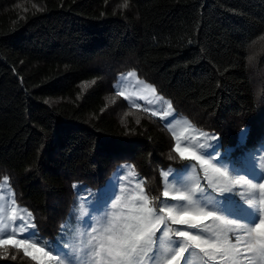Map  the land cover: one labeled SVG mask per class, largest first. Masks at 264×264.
<instances>
[{
	"label": "trees",
	"instance_id": "16d2710c",
	"mask_svg": "<svg viewBox=\"0 0 264 264\" xmlns=\"http://www.w3.org/2000/svg\"><path fill=\"white\" fill-rule=\"evenodd\" d=\"M126 2L0 0V179L41 242L82 247L81 209L92 214L123 166L169 203L162 173L187 160L160 118L119 94L120 74L152 84L233 157L264 137V0ZM13 250L0 264H35Z\"/></svg>",
	"mask_w": 264,
	"mask_h": 264
},
{
	"label": "snow or ice",
	"instance_id": "6c2138e0",
	"mask_svg": "<svg viewBox=\"0 0 264 264\" xmlns=\"http://www.w3.org/2000/svg\"><path fill=\"white\" fill-rule=\"evenodd\" d=\"M127 6L125 0L122 7ZM127 76L135 77L136 73L128 72ZM137 83L142 85L141 92L147 90L157 101L163 100L156 96V89L151 85L142 81ZM124 98L132 102L130 96ZM139 98L144 99V96L140 95ZM148 103L153 101L149 100ZM166 103L171 109V103ZM133 106L136 105L133 103ZM152 115H157V112L152 111ZM168 115L169 112L164 111L163 116ZM176 139L174 151L181 160L186 158L187 153L191 160L200 165L207 180L206 186L191 181V187L186 191L172 185L171 188H165V199L183 202L179 206H157L155 199L146 193L142 180L129 189L120 184L119 195L115 194V184L106 185L100 197L91 205L92 214L81 209L80 219L85 231L80 234L87 236V241L82 242L83 246L74 247L63 242L61 237H57L61 243L53 245L48 241L41 242L33 214L17 206L9 189L8 198L0 194V256L6 258L8 246L11 245L15 249H22L24 256L30 257L35 264H82L80 253L84 249L88 250L86 254L90 264H188L185 254L190 255L192 250H199L206 258L205 264H243L244 261L246 264H264V183L256 184L243 177H230L226 171L202 158L198 154L195 136H189L184 147H181L180 137ZM199 147L203 148L204 145L201 143ZM116 175L117 183L128 179L120 171ZM128 175L134 176L135 173ZM165 180L168 181L167 173ZM237 186L246 190L245 193H238L246 203L259 210L260 218L252 227L207 211L194 199L197 193L206 190L223 194L232 192ZM108 204L111 205L110 210ZM85 216L88 218L82 219ZM169 224L187 225L188 229L199 231L173 229ZM89 228L90 231L87 230ZM157 233H161V236L158 237ZM162 240L167 243H160Z\"/></svg>",
	"mask_w": 264,
	"mask_h": 264
},
{
	"label": "rangeland",
	"instance_id": "374dc122",
	"mask_svg": "<svg viewBox=\"0 0 264 264\" xmlns=\"http://www.w3.org/2000/svg\"><path fill=\"white\" fill-rule=\"evenodd\" d=\"M127 73L128 72H125L117 77V81L115 83L117 91L119 92V94L122 93L120 95L123 98L126 95L131 97L132 102L126 100L125 98L124 99L132 107H139L144 110L149 109L148 112H150L151 114L152 111L157 112V115H155V117H158L162 120V122L167 127L173 137L174 149L177 144V137H180L179 142L181 144V147H184L187 146V138L189 136H195L198 154H200L202 158L208 159L214 166L226 171L230 177H243L249 180L250 182L256 184L264 183V137L257 144L256 147L249 149L245 155L233 157L231 156V154H229V151L223 152L220 149L219 140L216 135L211 132L203 131L196 128L184 116L177 115L173 107H171V109H168L166 102L170 103V101L167 98L159 95L157 92L156 96L162 97L163 100L157 101L147 90L141 92L140 89L142 88V85L138 84L137 81H142L144 84H148L153 87L152 84L138 78L137 75L135 77H128ZM140 95H143L144 99H140ZM149 100H152L153 103L149 104ZM133 103L136 106H133ZM164 111H168L169 115L163 116ZM200 133H206V135H200ZM213 137H215V139H213ZM201 143L204 145L203 148L199 147ZM227 155L228 157L226 158ZM185 157L187 162L182 168H168L163 171L162 195L164 189L171 188V185L181 191L188 190L191 187V181L200 183L202 186L207 185V180L205 179L204 172L200 168V165L196 161L191 160L187 153L185 154ZM193 165L194 169L192 170ZM119 171L122 175L128 176L127 180H121V184H123L126 189L134 188L136 182L140 181L136 174L134 176L128 175L129 173L134 172L129 166H123L122 169ZM165 173L168 174V181L165 180ZM116 174L117 173L113 174L112 178L109 180L110 184L108 183V186H111L112 184L116 183L118 179ZM9 189L11 190V194L13 196L12 189L10 188L8 182L5 184V177L0 179V194L8 198ZM245 192L246 190L244 188H240L239 186H237L236 189H234L232 192L223 194H217L212 192L211 190H206L204 193H197L194 199H197L201 206L207 211L215 212L216 214L223 216L225 219L252 227L258 222L260 218V213L258 209L250 207L246 203L245 199L238 194ZM115 194H118V190L115 191ZM181 203L183 202L169 200L168 205L179 206ZM235 205H237V210L234 207ZM18 207L24 208L21 206ZM109 208H111V205ZM205 223H209V221H205ZM169 226L174 229L176 225L169 224ZM179 226L189 231H199V229H188L187 225ZM157 236L160 237L161 233H157ZM83 242H86V240ZM160 243L166 244L167 241L162 240L160 241ZM233 243H235L234 239ZM77 246H79V244ZM10 247L13 248L11 245H9L8 248ZM13 249V251H20L23 253L22 249ZM84 250L87 253L88 250ZM153 255L155 256V253H153ZM185 257L188 261V264H205L206 260V258L203 256L202 253L199 252V250H192L191 254L189 255L186 253ZM213 264H217V262H213ZM243 264H246V261H244Z\"/></svg>",
	"mask_w": 264,
	"mask_h": 264
}]
</instances>
